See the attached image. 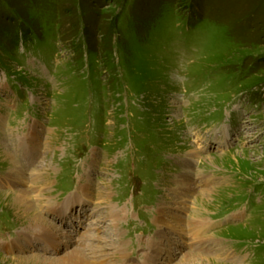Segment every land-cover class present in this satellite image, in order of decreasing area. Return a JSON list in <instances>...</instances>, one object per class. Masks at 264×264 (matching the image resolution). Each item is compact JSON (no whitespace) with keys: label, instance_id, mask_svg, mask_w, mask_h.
<instances>
[{"label":"rangeland","instance_id":"1","mask_svg":"<svg viewBox=\"0 0 264 264\" xmlns=\"http://www.w3.org/2000/svg\"><path fill=\"white\" fill-rule=\"evenodd\" d=\"M18 191L55 240L36 239ZM172 208L201 248L156 225ZM75 249L264 264V0H0V264Z\"/></svg>","mask_w":264,"mask_h":264},{"label":"bare ground","instance_id":"2","mask_svg":"<svg viewBox=\"0 0 264 264\" xmlns=\"http://www.w3.org/2000/svg\"><path fill=\"white\" fill-rule=\"evenodd\" d=\"M203 139H205V138H203ZM26 141H27V138H25V143H28V145H29V142L28 141L26 142ZM26 148L29 150V148L25 144V147H23V149H22L21 152H23V154L25 156L30 157L31 154H30L29 151L26 150ZM32 149H35V147L32 146ZM192 152H193L192 154H194L196 156L197 150L196 151L193 150ZM187 155H189V154H187ZM25 156H23V157H25ZM2 158H4L5 161L7 160L9 162L10 158H12V157L10 156V154L8 153V151H5L4 153H2ZM185 160H188V159L186 158ZM185 162H188V161H185ZM11 164L13 165V168H14V169L12 168L13 169L12 174H13V173L16 172L15 170H17L19 167H17L18 164L15 162V159H11L10 160V165ZM188 164H190V163L188 162ZM16 175H21V173L20 172H16ZM183 176H185V175L183 174ZM5 179H6V181L8 180V178H5ZM15 179H19V178H15ZM201 181H202V179H201ZM203 182H205V181H203ZM203 182H200V183H203ZM175 184L177 185V188L183 187V186H181L180 183L175 182ZM172 191H173V193H175L176 201H177V199H179V201L180 200L181 201L184 200L183 203H185L182 208H176V210L180 209L182 211H187L188 205H189V201H188V196H187L186 193L188 192V190L187 191H183L182 189H179V190H176L175 189L176 192L174 190H172ZM73 201H76L78 203L80 201V199L77 196H75V195L73 196L72 195L69 198L65 199V201L62 204H60L59 207H57L58 205H56V207L54 208V210L57 209V208L58 209H61L63 211L69 210L68 207H70V205L72 204ZM11 204H12V206L14 208L16 207L20 211H22L23 209L28 211V214L27 215L24 214V216H22V217H24V219L26 218V220L28 219V221L30 222V224H32V225L40 224V226L43 227V229H41L39 231V233H38L39 235L36 238L37 240L38 239L39 240H43V241H52V240H55V238L53 236H50V234L54 232L53 228L51 226L47 225L46 223H44L45 221L42 219L41 216H39L38 214H34L32 212L33 205L30 202V195H28L26 191H18L16 194H14L12 196V199H11ZM46 208L49 209V210H52L53 209V205L46 204ZM112 210H114V209H112ZM167 210H168V214L169 215L166 216V217L168 218L169 222L167 223L165 219L162 220L161 219V216H160V218L155 221L156 225L159 226V228H162L163 227L164 229H167V231L169 232L170 235L171 234L172 235L173 234H179L178 237H180L179 239L181 241V242H178L179 244L182 243V242L184 244H187L188 243L187 240H189L192 243L191 244H187V245H196L197 246V249L199 247L201 248L204 245L205 241H206L205 238H204V236H202L201 226H199L195 222H194V224H191V225L187 224L188 227H185V230H183L181 232V229H179L178 226H180V227L183 226L184 227L185 218L183 219L181 217V215H177L178 217L177 216H174V214H172V212H171V211H174V208L167 209ZM165 214H167V213H165ZM176 214H179V213H176ZM181 220H182V222H181ZM187 220L188 219H186V221ZM190 221H188V223H193V222H190ZM203 221H200V222H203ZM183 227H181V228H183ZM191 227H193V229H189ZM196 227L199 230L195 229ZM186 229H189V230H186ZM179 244H178L177 250L180 249V248H182V247H180L181 245H179ZM160 245L161 246L157 248V245L155 244L156 247H155V252H154L153 258H156L159 254H161V253H163L165 251L163 249L162 243ZM153 249H154V247H153ZM188 253L185 254L184 256H182V258L180 259L179 264H196V263L206 264L204 262H207L208 264H218V263H214V262L212 263L211 261H207V258H205L206 260H204V262H203V259L204 258H201L202 259L201 262H196L194 260V257L195 256L193 254H190V253L188 254ZM195 255H199V251L197 252V250H196V254ZM166 256H167V260L169 262V259H171V255L168 252H166ZM13 259L16 262V264H25V262H28L29 263L31 260H35L37 258L31 256V257H28V258H22V257H18L17 258V257H14ZM90 260H88L86 258V255H83V253L80 250L77 251V249H75V251H72L69 254H67L66 257H63L62 260H58V258H57L56 260H53V261H55L56 264H90V263L91 264H95V263L89 262ZM44 261H49V262L51 261V262H53L52 260H49V259L48 260L45 259Z\"/></svg>","mask_w":264,"mask_h":264}]
</instances>
